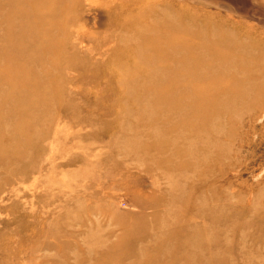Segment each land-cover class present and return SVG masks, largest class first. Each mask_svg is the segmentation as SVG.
I'll return each mask as SVG.
<instances>
[{"label": "rangeland", "instance_id": "1", "mask_svg": "<svg viewBox=\"0 0 264 264\" xmlns=\"http://www.w3.org/2000/svg\"><path fill=\"white\" fill-rule=\"evenodd\" d=\"M56 5L0 74V264H264V0Z\"/></svg>", "mask_w": 264, "mask_h": 264}, {"label": "bare ground", "instance_id": "2", "mask_svg": "<svg viewBox=\"0 0 264 264\" xmlns=\"http://www.w3.org/2000/svg\"><path fill=\"white\" fill-rule=\"evenodd\" d=\"M56 3H61V0H14L13 11L5 15V17L8 18L9 23L8 21L6 22V20L4 19L5 21H3V26H6L4 29L5 31L3 32V39L0 40V68H3V71L0 74H3L4 72V78L6 76V73L10 76V85L16 92L17 90H23L25 92L28 91V94L24 92L23 94L33 95V92H37V88L36 81L31 76L30 66L32 64V60H30V62L24 64L21 67L20 63L23 60L22 58H25L24 55L21 53L22 51L15 52L11 51V49H14L17 46L18 49L22 48L25 49V51H29L30 48H32L36 42V46L37 49H39V53H48L45 49H43V47H41V45H38L39 43H37L36 40L41 35H45L48 31V28H50V26L54 24V20L56 19V13L58 12ZM50 5L52 6L49 8ZM6 29L7 33L4 36ZM5 42L6 44H9L7 47L4 46ZM1 45H3V47H1ZM5 139L6 136L2 137L1 133L0 150H3L4 148L3 144H5Z\"/></svg>", "mask_w": 264, "mask_h": 264}]
</instances>
